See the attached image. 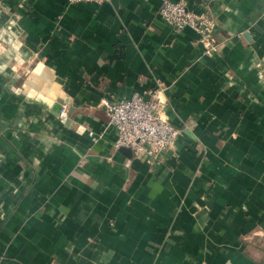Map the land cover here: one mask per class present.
<instances>
[{
	"label": "crops",
	"instance_id": "obj_1",
	"mask_svg": "<svg viewBox=\"0 0 264 264\" xmlns=\"http://www.w3.org/2000/svg\"><path fill=\"white\" fill-rule=\"evenodd\" d=\"M186 1L212 56L162 0H0V264H264V0ZM158 82L159 161L104 104Z\"/></svg>",
	"mask_w": 264,
	"mask_h": 264
},
{
	"label": "built area",
	"instance_id": "obj_2",
	"mask_svg": "<svg viewBox=\"0 0 264 264\" xmlns=\"http://www.w3.org/2000/svg\"><path fill=\"white\" fill-rule=\"evenodd\" d=\"M80 1L103 2L107 0H69L71 3ZM159 14L173 28L186 26L194 28L198 40L206 55L218 52L222 42L215 34L216 20L208 11L192 10L186 0H162ZM149 97L134 92L129 97L114 101L104 100L109 119L106 128L114 127L117 137L116 148L131 147L135 153L149 160L159 161L162 151L171 146L180 133L164 111V87L161 82L148 90ZM69 104L64 102L59 117L67 121ZM94 135L93 131H90Z\"/></svg>",
	"mask_w": 264,
	"mask_h": 264
}]
</instances>
